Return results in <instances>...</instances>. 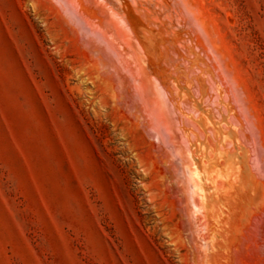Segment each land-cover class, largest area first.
<instances>
[{"label":"rangeland","instance_id":"rangeland-1","mask_svg":"<svg viewBox=\"0 0 264 264\" xmlns=\"http://www.w3.org/2000/svg\"><path fill=\"white\" fill-rule=\"evenodd\" d=\"M0 264H264V0H0Z\"/></svg>","mask_w":264,"mask_h":264},{"label":"bare ground","instance_id":"bare-ground-1","mask_svg":"<svg viewBox=\"0 0 264 264\" xmlns=\"http://www.w3.org/2000/svg\"><path fill=\"white\" fill-rule=\"evenodd\" d=\"M128 12H129V11H128ZM128 12H127V13H128ZM130 22H131V20H130ZM134 26H135V25H134ZM135 28H137V27H135ZM135 28L133 29L134 31H135ZM198 40H199V39H198ZM132 49H133V48H132ZM138 53H139V51H138ZM140 57H141V56H140ZM135 59H136V58H135ZM200 84H201V83H200ZM201 85H202V84H201ZM204 85H205V84H204ZM173 98H175V97H173ZM173 98H170V99H169V103H170V100L173 99ZM173 101H175V99L172 100V103H173ZM214 101H215V100H213V102H214ZM213 102H212V103H213ZM172 103H171V105H172ZM176 104H178V103H176ZM194 104H195V103H194ZM196 104H197V103H196ZM171 105H170V106H171ZM214 105H216V103H215ZM174 107H176V106L174 105ZM177 107H178V106H177ZM179 107L182 108L181 105H179ZM189 107H194V105L189 106ZM181 108L176 109V111H179V113H180V112H181L180 110H182ZM191 109H192V108H191ZM195 109H197V107H196ZM196 111H197V110H196ZM192 112H193V110H192ZM192 112H190V113L192 114ZM174 113H176V112H174ZM181 113H182V112H181ZM181 113H180V114H181ZM183 113H184V112H183ZM184 114H185V113H184ZM184 114H182V115L184 116ZM182 115H181V116H182ZM191 116H192V115H191ZM177 118H178V117H177ZM183 118H185V117H183ZM179 119H180V118H179ZM179 119H177L178 122H179ZM181 119H182V118H181ZM222 119H223V118H222ZM223 121H224V120H223ZM183 122H184V121H183ZM179 123H180V122H179ZM181 123H182V121H181ZM179 125H180V124H179ZM208 126H209V125H208ZM227 126H228V125H227ZM181 127H182V124H181ZM198 127H201V126H197V128H198ZM205 127H206V126H205ZM214 127H215V125H214ZM202 128H203V127H202ZM210 128L212 129L213 127H210ZM215 128H216V127H215ZM215 128H214V131H215ZM200 129H201V128H200ZM218 129H219V128H218ZM191 130H192V129H191ZM194 130H196V129H194ZM201 130H202V129H201ZM189 131H190V130H189ZM212 131H213V130H212ZM227 131H228V130H227ZM192 132H195V131H192ZM184 133H185V132H184ZM214 134H215V132H214ZM193 135H195V134H193ZM200 135H201V134H200ZM233 135H234V133H233ZM195 136H196V138H198V137H197V134H196ZM212 136H213V135H212ZM192 137H193V136H192ZM204 137H205V136H204ZM233 137H235V135H234ZM186 139H187V138H186ZM200 139H201V138H200ZM216 139H217V138H216ZM219 139H220V138H219ZM189 140H190V139H187V141H189ZM197 140H198V139H197ZM217 141H218V139H217ZM190 142H192V141H190ZM190 142H188V143H190ZM197 142H198V141H197ZM197 142H196V143H197ZM203 142H204V141H203ZM215 142H216V141H215ZM220 142H221V139H220ZM193 143H194V142H193ZM193 143H192V144H193ZM204 143H205V142H204ZM218 143H219V142H218ZM218 143H217V144H218ZM200 144L202 145L201 142H200ZM217 144H216V145H217ZM188 145H189L188 148L190 149V144H188ZM201 145H200V146H201ZM214 145H215V144H214ZM216 145H215V146H216ZM191 146H192V145H191ZM217 146H218V145H217ZM194 149H195V148H194ZM197 149H198V148H197ZM209 149H210V148H209ZM216 149H217V148H216ZM191 150H192V147H191ZM204 150H205V149H204ZM193 151H195V150H193ZM196 151H197V150H196ZM216 151H217V150H215V152H216ZM197 152H198V151H197ZM197 152H196V154H195L196 157H197V155H198ZM211 152H212V151H211ZM215 152H212V153H213V156H214V159H215V155H216ZM203 153L205 154L204 151H203ZM206 153H207V152H206ZM212 153H211V154H212ZM214 154H215V155H214ZM191 155H193V154L191 153ZM190 157H191V156H190ZM191 158H192V157H191ZM207 158H208V156H207ZM193 159H194V158H193ZM212 159H213V158H212ZM196 160H197V159H196ZM200 160H201V157H200ZM200 160H198V161H200ZM194 161H195V160H194ZM194 161H193V162H194ZM196 162H197V161H196ZM194 163H195V162H194ZM206 163H207V162H206ZM195 164H196V163H195ZM195 164H194V165H195ZM198 166H200V164H198ZM209 166H210V165H209ZM195 167H197V166H195ZM198 169H199V167H198ZM209 190H210V189H209ZM210 192H211V191H210ZM218 216H219V215H218ZM219 217H220V216H219ZM215 219H216V218H215ZM217 222H218V220H217ZM202 226H203V225H202ZM203 230H206V231H207L206 228L204 229V226H203ZM218 230H219V229H218ZM200 231H201V230H200ZM207 232H208V231H207ZM203 233H206V232L203 231ZM203 233H202V235H203ZM214 233H215V232H214ZM214 233H213V234H214ZM206 234H207V233H206ZM214 235H215V234H214ZM207 236H208V237H207ZM202 237H203V236H202ZM204 237H205V236H204ZM206 237L209 238V235L207 234ZM213 238H214V237H213ZM206 240H207V239H206ZM206 242H207V241H206ZM209 243H210V242H209ZM214 243H215V242H214ZM202 244H203V242H202ZM216 244H218V243H216ZM205 246H206V244H205V242H204L203 247H205ZM219 246H220V245H219ZM208 247H210V246L208 245ZM208 247H207V249H208ZM216 247H217V246H216ZM220 247H222V246H220ZM218 249H219V248H218ZM209 250H210V248L208 249V252H209ZM203 251H205V252H204V253L201 252V253L204 254L203 256H205V253L207 252V250L205 249V250H203ZM216 254H217V253H216ZM207 255H208V256H206V257L209 258V257H210V256H209V253H208ZM206 257H204V258H206ZM215 257H216V256H215ZM207 258H206V259H207ZM204 260H205V259H204ZM204 263H205V262H204ZM210 263H211V262H210Z\"/></svg>","mask_w":264,"mask_h":264}]
</instances>
